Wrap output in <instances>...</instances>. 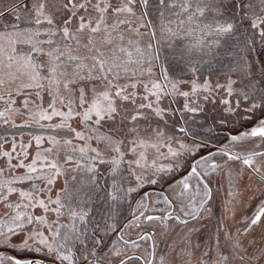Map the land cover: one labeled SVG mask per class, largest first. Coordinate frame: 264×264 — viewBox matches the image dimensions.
<instances>
[{
  "label": "snow or ice",
  "instance_id": "snow-or-ice-1",
  "mask_svg": "<svg viewBox=\"0 0 264 264\" xmlns=\"http://www.w3.org/2000/svg\"><path fill=\"white\" fill-rule=\"evenodd\" d=\"M0 264H264V0H0Z\"/></svg>",
  "mask_w": 264,
  "mask_h": 264
},
{
  "label": "rangeland",
  "instance_id": "rangeland-1",
  "mask_svg": "<svg viewBox=\"0 0 264 264\" xmlns=\"http://www.w3.org/2000/svg\"><path fill=\"white\" fill-rule=\"evenodd\" d=\"M25 139H27V137H25ZM219 211V210H217ZM212 223H215V220L213 219ZM196 237L195 235L193 236V240L195 241ZM165 252H168V249L164 246L163 243L160 244L159 248H158V254H163Z\"/></svg>",
  "mask_w": 264,
  "mask_h": 264
}]
</instances>
